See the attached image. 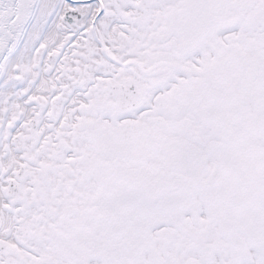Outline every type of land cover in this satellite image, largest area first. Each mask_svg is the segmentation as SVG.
Here are the masks:
<instances>
[{
    "label": "snow or ice",
    "instance_id": "1",
    "mask_svg": "<svg viewBox=\"0 0 264 264\" xmlns=\"http://www.w3.org/2000/svg\"><path fill=\"white\" fill-rule=\"evenodd\" d=\"M0 264H264V0H0Z\"/></svg>",
    "mask_w": 264,
    "mask_h": 264
}]
</instances>
